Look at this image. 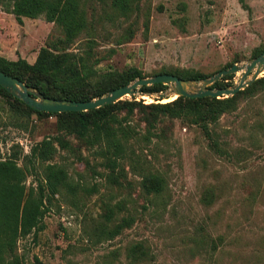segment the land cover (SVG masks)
<instances>
[{"label": "rangeland", "instance_id": "obj_1", "mask_svg": "<svg viewBox=\"0 0 264 264\" xmlns=\"http://www.w3.org/2000/svg\"><path fill=\"white\" fill-rule=\"evenodd\" d=\"M80 4L86 25L69 48L101 72L134 67L145 78L160 71L208 78L264 51V0H140L128 20L113 14L109 0ZM60 38L62 28L43 17L20 25L0 12V57L6 60L33 64L40 48ZM242 74H234L229 87ZM133 98L149 105L176 97L121 101ZM131 119L144 134L146 123L137 115ZM150 130L152 137L140 138L135 150L165 179L166 192L156 203L141 191L139 171L126 165L119 186L110 184L93 150L71 136L65 137L71 150L54 144L52 163L65 166L78 193L75 199L56 196L43 229L18 240L23 264H127L125 250L135 242L149 248L143 264H264V90L244 95L235 111L220 116L210 126L212 140L198 126L165 116ZM58 135L54 117H23L0 98V158H17L24 166L32 146ZM41 172L39 165L29 172L27 189L36 187ZM103 202L120 204L118 219H134L110 241L93 234Z\"/></svg>", "mask_w": 264, "mask_h": 264}, {"label": "trees", "instance_id": "obj_2", "mask_svg": "<svg viewBox=\"0 0 264 264\" xmlns=\"http://www.w3.org/2000/svg\"><path fill=\"white\" fill-rule=\"evenodd\" d=\"M104 1V0H98ZM244 0H240L243 3ZM110 9L116 17L128 20L139 11L140 0H109ZM0 12L10 14L18 24L23 19L43 17L48 23H55L62 28L63 38L48 42L40 48L35 62L29 64L24 59L9 61L0 57V71L14 77L25 85L39 91L43 96L77 102L100 98L109 91L145 78L134 67L125 70L99 71L89 57L70 50L75 36L86 25L85 15L81 10L80 0H0ZM264 51L255 55L257 58ZM231 67V66H230ZM229 67V68H230ZM228 69V67L224 68ZM223 70V69H222ZM181 80L207 78L197 72H168ZM234 75L222 78L213 88H228ZM167 86L155 84L143 86L139 90L144 94H156ZM264 90V77L239 91L232 97L215 99L176 98L165 104L144 105L141 101H118L87 112L45 113L34 111L20 100L14 98L0 86V98L10 103L23 117H54L58 136L45 138L32 146L24 156V166L17 158H0V264H23L17 255V243L20 238L37 234L43 229L42 219L47 206L56 196L75 199L77 188L70 182L65 166L52 163L57 143L64 150H71L65 137H73L88 150H93L101 165L109 171L107 181L119 186V177L124 168L140 172L139 186L148 199L163 200L166 192L165 179L149 170L148 160L135 147L140 138L148 141L151 128L159 116L179 119L187 125L198 126L207 138L212 140L210 126L215 124L224 113L237 109L239 100L256 90ZM148 128L144 134L131 125L132 117ZM213 147H217L214 143ZM140 149V148H139ZM26 163V165H25ZM88 164V163H86ZM42 167L41 178L36 187L26 188L25 182L30 171ZM162 205L164 206V202ZM100 223L93 227L97 241H110L119 236L124 229L134 224L132 216L117 218L121 211L120 204L102 203ZM149 248L143 242H135L125 250L127 264H143L148 257ZM106 264H112L107 262Z\"/></svg>", "mask_w": 264, "mask_h": 264}, {"label": "water", "instance_id": "obj_3", "mask_svg": "<svg viewBox=\"0 0 264 264\" xmlns=\"http://www.w3.org/2000/svg\"><path fill=\"white\" fill-rule=\"evenodd\" d=\"M243 72L239 83L234 87L213 88L212 86L222 78ZM264 73V53L244 65H232L228 69H223L201 81L181 80L169 74H159L152 77L137 79L129 85L109 91L104 96L84 102L52 99L43 96L39 91L25 85L20 80L8 76L0 71V86L20 100L23 104L34 111L45 113H79L95 110L110 104L121 101L126 96H152L156 95L159 100L166 96L176 98H215L222 99L234 96L239 91L253 84ZM160 84L169 87L168 93L144 94L139 89L143 86ZM175 98V99H176Z\"/></svg>", "mask_w": 264, "mask_h": 264}, {"label": "crops", "instance_id": "obj_4", "mask_svg": "<svg viewBox=\"0 0 264 264\" xmlns=\"http://www.w3.org/2000/svg\"><path fill=\"white\" fill-rule=\"evenodd\" d=\"M35 59H36V56L34 57V60L33 61H35Z\"/></svg>", "mask_w": 264, "mask_h": 264}]
</instances>
